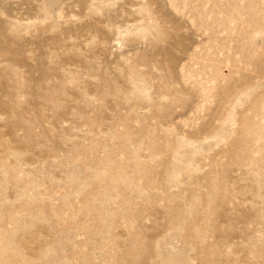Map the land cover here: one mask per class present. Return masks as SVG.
I'll list each match as a JSON object with an SVG mask.
<instances>
[{
    "label": "rangeland",
    "instance_id": "rangeland-1",
    "mask_svg": "<svg viewBox=\"0 0 264 264\" xmlns=\"http://www.w3.org/2000/svg\"><path fill=\"white\" fill-rule=\"evenodd\" d=\"M0 264H264V0H0Z\"/></svg>",
    "mask_w": 264,
    "mask_h": 264
}]
</instances>
